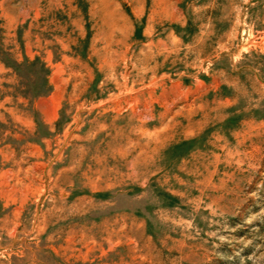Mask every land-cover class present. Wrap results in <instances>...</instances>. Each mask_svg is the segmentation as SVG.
<instances>
[{"label": "rangeland", "instance_id": "1", "mask_svg": "<svg viewBox=\"0 0 264 264\" xmlns=\"http://www.w3.org/2000/svg\"><path fill=\"white\" fill-rule=\"evenodd\" d=\"M0 264H264V0H0Z\"/></svg>", "mask_w": 264, "mask_h": 264}]
</instances>
